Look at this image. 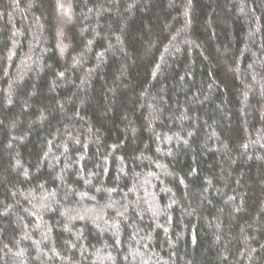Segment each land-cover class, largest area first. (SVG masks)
Listing matches in <instances>:
<instances>
[{"label": "trees", "instance_id": "16d2710c", "mask_svg": "<svg viewBox=\"0 0 264 264\" xmlns=\"http://www.w3.org/2000/svg\"><path fill=\"white\" fill-rule=\"evenodd\" d=\"M0 264H264V0H0Z\"/></svg>", "mask_w": 264, "mask_h": 264}]
</instances>
